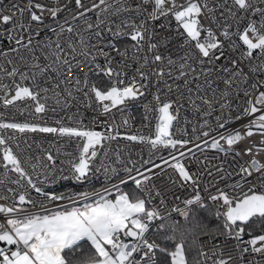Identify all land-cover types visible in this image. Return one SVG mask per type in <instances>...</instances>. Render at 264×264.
I'll use <instances>...</instances> for the list:
<instances>
[{"label": "snow or ice", "instance_id": "6c2138e0", "mask_svg": "<svg viewBox=\"0 0 264 264\" xmlns=\"http://www.w3.org/2000/svg\"><path fill=\"white\" fill-rule=\"evenodd\" d=\"M0 109V264H264V0H0Z\"/></svg>", "mask_w": 264, "mask_h": 264}, {"label": "built area", "instance_id": "2783aa9c", "mask_svg": "<svg viewBox=\"0 0 264 264\" xmlns=\"http://www.w3.org/2000/svg\"><path fill=\"white\" fill-rule=\"evenodd\" d=\"M0 111H3V109H0ZM60 115L63 116L64 114L63 113H60ZM91 115H92V113L90 111H88V112L85 113V117H86L85 123H89V120L87 119V117H90ZM7 118H9V119H17V120H21L22 121V120H25V119H31L32 117L29 116L27 113H25L23 115L17 114L15 117H7ZM48 123L51 124V123H53V121L52 120H49ZM37 138H39V134H37ZM44 147H48V145L45 144ZM209 154H211V152H209ZM165 156H166V153H165ZM133 158H135V156ZM102 183H103V177L101 176L100 179L98 181H96V183H95L94 186L96 188H99L102 185ZM85 187H87V185H85ZM59 190L60 191H64L65 189H59Z\"/></svg>", "mask_w": 264, "mask_h": 264}]
</instances>
